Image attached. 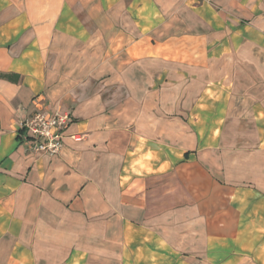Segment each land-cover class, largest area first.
Masks as SVG:
<instances>
[{
	"label": "crops",
	"instance_id": "1",
	"mask_svg": "<svg viewBox=\"0 0 264 264\" xmlns=\"http://www.w3.org/2000/svg\"><path fill=\"white\" fill-rule=\"evenodd\" d=\"M0 264H264V0H0Z\"/></svg>",
	"mask_w": 264,
	"mask_h": 264
},
{
	"label": "built area",
	"instance_id": "2",
	"mask_svg": "<svg viewBox=\"0 0 264 264\" xmlns=\"http://www.w3.org/2000/svg\"><path fill=\"white\" fill-rule=\"evenodd\" d=\"M73 123L69 113L35 111L20 124V142L33 154L57 156L63 150L67 138L75 141L82 139L80 134L67 133Z\"/></svg>",
	"mask_w": 264,
	"mask_h": 264
},
{
	"label": "rangeland",
	"instance_id": "3",
	"mask_svg": "<svg viewBox=\"0 0 264 264\" xmlns=\"http://www.w3.org/2000/svg\"><path fill=\"white\" fill-rule=\"evenodd\" d=\"M173 189H175V191H172L171 192V196H170V198H171V208L173 206L178 205L179 203L181 204V203L184 202L183 201L184 193L181 191V188H179L178 186L177 187L175 186ZM174 200H176V201H174Z\"/></svg>",
	"mask_w": 264,
	"mask_h": 264
}]
</instances>
